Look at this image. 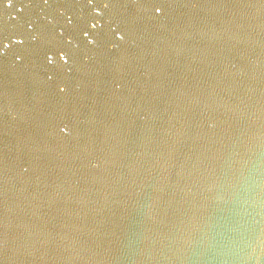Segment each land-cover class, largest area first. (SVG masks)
<instances>
[{"label": "water", "instance_id": "obj_1", "mask_svg": "<svg viewBox=\"0 0 264 264\" xmlns=\"http://www.w3.org/2000/svg\"><path fill=\"white\" fill-rule=\"evenodd\" d=\"M0 264H264V0H0Z\"/></svg>", "mask_w": 264, "mask_h": 264}]
</instances>
